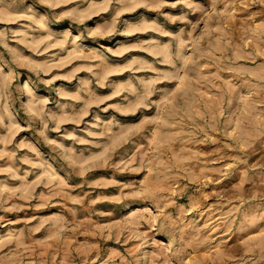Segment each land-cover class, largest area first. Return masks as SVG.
Listing matches in <instances>:
<instances>
[{
  "label": "rangeland",
  "instance_id": "obj_1",
  "mask_svg": "<svg viewBox=\"0 0 264 264\" xmlns=\"http://www.w3.org/2000/svg\"><path fill=\"white\" fill-rule=\"evenodd\" d=\"M0 264H264V0H0Z\"/></svg>",
  "mask_w": 264,
  "mask_h": 264
},
{
  "label": "bare ground",
  "instance_id": "obj_2",
  "mask_svg": "<svg viewBox=\"0 0 264 264\" xmlns=\"http://www.w3.org/2000/svg\"><path fill=\"white\" fill-rule=\"evenodd\" d=\"M22 81H23V80H22ZM16 83H17V86H16V88L14 89V91H15L16 89H20V90H21L23 87H25V86L28 84V81H26L24 85H23V83H22L21 81H17ZM28 102H29V101H28ZM30 102H31V101H30ZM32 105H33V103L29 104V107L31 108Z\"/></svg>",
  "mask_w": 264,
  "mask_h": 264
}]
</instances>
